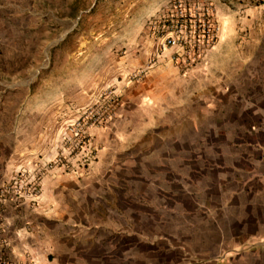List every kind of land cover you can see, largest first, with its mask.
<instances>
[{
    "label": "rangeland",
    "instance_id": "obj_1",
    "mask_svg": "<svg viewBox=\"0 0 264 264\" xmlns=\"http://www.w3.org/2000/svg\"><path fill=\"white\" fill-rule=\"evenodd\" d=\"M33 3L0 50V227L94 248L142 190L148 154L232 136L212 128L207 96L228 83L264 96V0Z\"/></svg>",
    "mask_w": 264,
    "mask_h": 264
},
{
    "label": "crops",
    "instance_id": "obj_2",
    "mask_svg": "<svg viewBox=\"0 0 264 264\" xmlns=\"http://www.w3.org/2000/svg\"><path fill=\"white\" fill-rule=\"evenodd\" d=\"M33 1L0 0V50L28 29ZM229 86L207 96L206 116H220L212 128L232 136L148 154L150 169L142 190L127 192L125 215L99 224L108 239L94 248L59 244L52 233L3 224L0 264H264V96L260 87Z\"/></svg>",
    "mask_w": 264,
    "mask_h": 264
},
{
    "label": "built area",
    "instance_id": "obj_3",
    "mask_svg": "<svg viewBox=\"0 0 264 264\" xmlns=\"http://www.w3.org/2000/svg\"><path fill=\"white\" fill-rule=\"evenodd\" d=\"M181 10H180V6L178 5V7H176V13L180 14ZM191 17H189L188 19L189 20H192L194 22V26H197V31L198 32L196 34V36H199V37H202V38H207L208 37V34H207V23H206V18L205 17H199L197 14H193V15H190ZM197 16V17H196ZM201 28V30H200ZM175 29H176V26H175ZM199 31L201 32V34L199 33ZM194 32V34L196 33ZM173 40H167L166 41V44L167 45H170V44H173Z\"/></svg>",
    "mask_w": 264,
    "mask_h": 264
},
{
    "label": "trees",
    "instance_id": "obj_4",
    "mask_svg": "<svg viewBox=\"0 0 264 264\" xmlns=\"http://www.w3.org/2000/svg\"><path fill=\"white\" fill-rule=\"evenodd\" d=\"M196 35V34H195ZM194 36V35H193ZM191 37V36H190ZM189 39V38H188ZM190 40V39H189Z\"/></svg>",
    "mask_w": 264,
    "mask_h": 264
}]
</instances>
